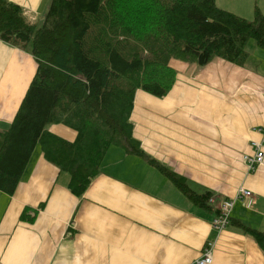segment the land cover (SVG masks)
I'll use <instances>...</instances> for the list:
<instances>
[{"label": "crops", "instance_id": "crops-1", "mask_svg": "<svg viewBox=\"0 0 264 264\" xmlns=\"http://www.w3.org/2000/svg\"><path fill=\"white\" fill-rule=\"evenodd\" d=\"M11 1L37 24L52 3ZM216 3L254 17L255 0ZM258 4L264 14V0ZM168 27L177 30L174 20ZM189 38L205 46L213 40ZM251 39L233 40L234 50L203 67L181 62L187 68L178 67L163 97L138 90L131 120L149 156L111 146L82 196L72 193L68 174L38 144L15 191H0V264H195L208 243L211 264H264V250L236 224L264 231V164L251 171L244 159L255 152L251 143L264 137V47ZM242 51L247 55L239 64L234 59ZM36 68L29 48L0 38V133L9 129ZM55 125L64 124L50 125L52 133L76 140V130ZM161 166L193 191L211 192L213 208L194 204ZM242 186L254 193L252 205L237 199L230 224L218 232L217 202L235 198ZM27 208L32 219L21 217Z\"/></svg>", "mask_w": 264, "mask_h": 264}, {"label": "trees", "instance_id": "trees-1", "mask_svg": "<svg viewBox=\"0 0 264 264\" xmlns=\"http://www.w3.org/2000/svg\"><path fill=\"white\" fill-rule=\"evenodd\" d=\"M170 20L177 30L168 27ZM190 34L213 40L205 46ZM0 38L29 48L37 62L9 129L0 133V191H15L40 144L45 158L68 174L72 193L82 196L111 146L149 156L133 132L137 91L165 96L178 78L174 60L203 67L234 50L236 41L254 38L264 47V14L258 0L252 20L216 0H52L39 25L18 3L0 0ZM246 55L242 51L235 62ZM52 124L73 128L76 140L52 133ZM161 170L194 204L213 208L211 192L199 194L184 177ZM27 210L21 217L32 219ZM236 224L264 250V231Z\"/></svg>", "mask_w": 264, "mask_h": 264}, {"label": "built area", "instance_id": "built-area-1", "mask_svg": "<svg viewBox=\"0 0 264 264\" xmlns=\"http://www.w3.org/2000/svg\"><path fill=\"white\" fill-rule=\"evenodd\" d=\"M262 130V128H258ZM251 145L255 149L254 154H246L244 156L245 161L249 165V170H257L259 166L264 164V137L262 140H254ZM254 193L246 188L241 187L238 190L237 195L233 199H221L216 204V217L213 219V227L221 232L230 224L231 212L234 208L235 201L241 200L244 206L249 208L253 203ZM215 200L211 197L209 203L213 204ZM212 249L213 243H208L202 252V256L197 260L196 264H208L212 262Z\"/></svg>", "mask_w": 264, "mask_h": 264}, {"label": "rangeland", "instance_id": "rangeland-1", "mask_svg": "<svg viewBox=\"0 0 264 264\" xmlns=\"http://www.w3.org/2000/svg\"><path fill=\"white\" fill-rule=\"evenodd\" d=\"M42 23H43V20L39 23V25H41ZM251 41L256 42V41L254 40V38H252ZM181 62H183V61H180V60H174V61L172 62V65L178 69V67H181ZM185 64H187V63H185ZM191 65H194V64H191ZM186 68H187V66H184V65H183V66L180 68L181 72H184V70H185ZM55 126H65V125H55ZM63 128H68L67 130H72V131H74V129H72V128H70V127H63ZM74 132H75V131H74ZM68 140H69V139H68Z\"/></svg>", "mask_w": 264, "mask_h": 264}, {"label": "bare ground", "instance_id": "bare-ground-1", "mask_svg": "<svg viewBox=\"0 0 264 264\" xmlns=\"http://www.w3.org/2000/svg\"><path fill=\"white\" fill-rule=\"evenodd\" d=\"M213 251V250H212ZM202 256V255H201ZM213 258V257H212ZM213 260V259H212ZM197 262V261H196ZM196 262H195V264H196ZM212 263V262H211ZM211 263H208V264H211Z\"/></svg>", "mask_w": 264, "mask_h": 264}]
</instances>
